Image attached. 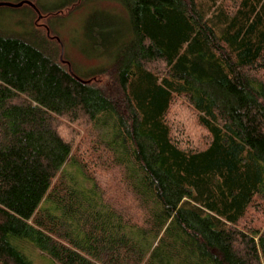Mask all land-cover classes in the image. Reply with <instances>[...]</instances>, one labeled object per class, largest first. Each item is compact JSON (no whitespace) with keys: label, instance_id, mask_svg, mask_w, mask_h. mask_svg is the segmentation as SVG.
<instances>
[{"label":"trees","instance_id":"obj_1","mask_svg":"<svg viewBox=\"0 0 264 264\" xmlns=\"http://www.w3.org/2000/svg\"><path fill=\"white\" fill-rule=\"evenodd\" d=\"M116 1L86 77L0 23V264H264V0Z\"/></svg>","mask_w":264,"mask_h":264},{"label":"rangeland","instance_id":"obj_2","mask_svg":"<svg viewBox=\"0 0 264 264\" xmlns=\"http://www.w3.org/2000/svg\"><path fill=\"white\" fill-rule=\"evenodd\" d=\"M20 1L23 0H0V3H18ZM61 1L63 0H35L42 11H48ZM98 10H109L117 13L120 12L121 6L116 0H91L85 2L81 7L66 9L61 13L46 16L44 19L38 20L37 14H34L27 19L28 23V20L31 22L30 26L23 24L25 16L21 14V11L6 8L1 10L4 15L0 17V23L7 24L19 33L26 32V26L45 34L47 39L50 37L53 45L58 48L59 57L62 53V59L71 65L76 74L80 77H86L91 70L106 66L109 63V58L105 53H102L103 49L101 48L103 47L99 46L96 50L90 49V40L85 27L89 16ZM7 14L8 16H6ZM47 29L49 34H47ZM54 37L58 38L59 42ZM65 169L68 172L66 176L68 180L91 195V192L87 190L92 188V184L83 173L79 172L77 166L69 160ZM32 260L34 264H51L47 257L37 252L33 253Z\"/></svg>","mask_w":264,"mask_h":264},{"label":"water","instance_id":"obj_3","mask_svg":"<svg viewBox=\"0 0 264 264\" xmlns=\"http://www.w3.org/2000/svg\"><path fill=\"white\" fill-rule=\"evenodd\" d=\"M23 4L29 5L30 7H32L35 10V12L37 13V19L38 20L42 18V14L39 12V10L37 9V7L31 1H28V0H23V1H20L18 3H5V2H1L0 3V6H7V7H12V8H18V7H21ZM46 31H47V34H49V30L47 29ZM56 39L59 41L58 38H56ZM60 59L62 61H64L62 59V53H61ZM66 63L68 65V67H69V70H71L70 64L68 62H66Z\"/></svg>","mask_w":264,"mask_h":264}]
</instances>
